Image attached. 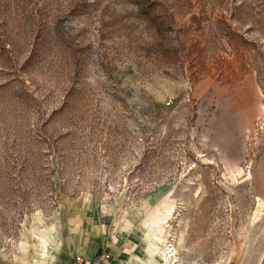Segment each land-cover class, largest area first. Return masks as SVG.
I'll return each instance as SVG.
<instances>
[{"label":"rangeland","instance_id":"1","mask_svg":"<svg viewBox=\"0 0 264 264\" xmlns=\"http://www.w3.org/2000/svg\"><path fill=\"white\" fill-rule=\"evenodd\" d=\"M91 209L264 264V0H0V264Z\"/></svg>","mask_w":264,"mask_h":264},{"label":"crops","instance_id":"2","mask_svg":"<svg viewBox=\"0 0 264 264\" xmlns=\"http://www.w3.org/2000/svg\"><path fill=\"white\" fill-rule=\"evenodd\" d=\"M83 212L63 220L57 239L20 264H73L77 256L93 260L101 252L110 254L108 264H151L148 257L154 253L155 240L147 228H137L139 219L117 223L93 209Z\"/></svg>","mask_w":264,"mask_h":264},{"label":"built area","instance_id":"3","mask_svg":"<svg viewBox=\"0 0 264 264\" xmlns=\"http://www.w3.org/2000/svg\"><path fill=\"white\" fill-rule=\"evenodd\" d=\"M110 254L101 252L93 260H86L81 256H77L74 259L73 264H108L110 262Z\"/></svg>","mask_w":264,"mask_h":264}]
</instances>
